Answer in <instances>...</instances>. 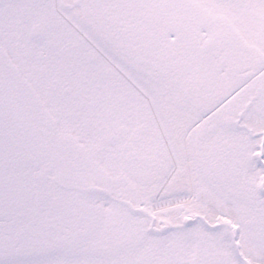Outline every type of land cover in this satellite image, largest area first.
Masks as SVG:
<instances>
[{
	"label": "snow or ice",
	"instance_id": "1",
	"mask_svg": "<svg viewBox=\"0 0 264 264\" xmlns=\"http://www.w3.org/2000/svg\"><path fill=\"white\" fill-rule=\"evenodd\" d=\"M0 264H264V0H0Z\"/></svg>",
	"mask_w": 264,
	"mask_h": 264
}]
</instances>
